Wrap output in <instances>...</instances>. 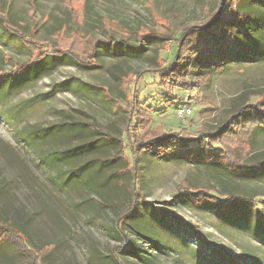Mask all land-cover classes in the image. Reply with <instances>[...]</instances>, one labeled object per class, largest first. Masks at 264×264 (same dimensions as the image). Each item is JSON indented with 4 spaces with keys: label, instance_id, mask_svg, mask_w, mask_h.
Listing matches in <instances>:
<instances>
[{
    "label": "rangeland",
    "instance_id": "rangeland-1",
    "mask_svg": "<svg viewBox=\"0 0 264 264\" xmlns=\"http://www.w3.org/2000/svg\"><path fill=\"white\" fill-rule=\"evenodd\" d=\"M222 2L0 0V15L18 31L0 30V216L48 249L42 264H264V216L239 212L248 206L242 200L219 208L227 191H237L258 196L255 209H262L264 179H245L225 166L206 171L174 157L134 156L127 140L137 110L148 113L149 132L162 126L195 139L214 134L264 95V3L250 0L238 5L256 8L246 31L228 29L239 42L252 40L242 54L228 51L231 59L218 60L219 68L214 56L198 61L189 89L163 83L156 72L171 66L181 27L208 22ZM258 8L263 14L254 20ZM98 39L104 42L98 68L62 56L12 72L31 59L30 41L40 43L36 56L59 42L60 50L86 58ZM184 106L192 114L181 119ZM256 139L259 151L264 130ZM199 187L219 199L217 213L193 204L190 189ZM130 208L142 234L129 219L120 222ZM0 264L33 258L8 242Z\"/></svg>",
    "mask_w": 264,
    "mask_h": 264
},
{
    "label": "trees",
    "instance_id": "trees-1",
    "mask_svg": "<svg viewBox=\"0 0 264 264\" xmlns=\"http://www.w3.org/2000/svg\"><path fill=\"white\" fill-rule=\"evenodd\" d=\"M244 1L246 0H225L221 13L218 14V10L208 22L201 25L185 24L181 27V37L176 39L178 46L171 66L167 69L156 71L163 83L170 84V86L173 87H184V89H189L192 87V84L190 80H188V76L191 69L196 67L198 61L206 63L205 59L214 56L216 57V60H214V62L217 63L216 68H219L220 64L218 60L220 61L221 59L223 62L229 60L228 51L236 50L239 52L243 48L250 46L252 40L250 39L251 41H249V37L245 36L243 38L244 41L239 42L228 32V29L232 26L244 31V26L248 25V19L255 13V7L245 11H240L238 9V5ZM250 1L257 3L256 5L264 3V0ZM258 9L260 12L257 16H254V20H260L263 14L262 10L260 8ZM7 23L6 17L0 15V30H3V33H18V31L14 29L10 31ZM141 37H143V39H141L142 41L152 37V35H142ZM154 37L160 39L155 35ZM47 43V41H43L41 45L44 46V44L47 45ZM100 43L104 42L98 39L89 57L85 58L80 53L71 50H60L59 42L55 46V50L51 52L46 50L39 56H36L34 52L40 43L36 40L34 42L30 41L25 43V45L31 51V59L19 65V67L15 68L12 72L26 71L45 59L62 56H66L68 63L79 67L95 69L98 68V45ZM135 117L136 119L130 122L131 130L127 134V140L134 156L149 154L160 160L174 157L177 160L179 159V161L196 164L206 171H218L217 168H219V166H225L227 169L229 168L231 174L234 173L240 177H246L245 179H251L252 181L264 179V148L259 151L255 150L256 146L258 147L256 135L260 130H264V95L257 97L255 103L246 104L241 107L236 113L230 116L225 124L214 134H209L205 137L198 136L195 139L181 132L165 131L162 126L149 132L150 117L146 111L137 110ZM83 146L84 144L82 147ZM75 150H77L75 147L72 149L69 148L61 152L60 155L66 153L73 154ZM88 150L90 149L80 151V153H84ZM124 151L125 149L122 148L118 153L123 160ZM103 162L104 161H101L100 163ZM124 163L126 164L124 169L130 168L129 163L126 161H124ZM243 169L246 170L245 173H243ZM190 190L192 193H190L189 196L194 205L201 204L206 208L208 207L209 210L216 212L214 209L216 208L215 204L219 200L217 197L210 195L209 191L204 188L199 187ZM134 192L136 195H140L139 189H137L136 186L134 187ZM225 195L226 198L222 200L219 208L224 210L231 209L234 203L242 200L244 203L248 204V206L244 207V205H242V207L238 209L239 212H245V209H247L249 215L252 214L253 211L254 218H256V216H264V204L261 206L262 209H255V207H257L256 205L259 204V202H257L258 196L256 198H250L237 191H227ZM135 215H137V212L134 211V208H130L126 214L120 217V222L126 223L127 219L132 221V224L134 222L136 225L131 224V227L134 232L139 235L143 232L140 228L142 225L138 223ZM8 242H18L21 252L33 258V264H42L41 260L48 250L47 248L38 249L25 231L18 228L11 220L3 219L0 216V249L6 248ZM133 252L136 251L130 253Z\"/></svg>",
    "mask_w": 264,
    "mask_h": 264
},
{
    "label": "built area",
    "instance_id": "built-area-1",
    "mask_svg": "<svg viewBox=\"0 0 264 264\" xmlns=\"http://www.w3.org/2000/svg\"><path fill=\"white\" fill-rule=\"evenodd\" d=\"M191 114H192V110L189 109V108H187L186 106H184V107H180V108L178 109V116H179V118H181V119H185V118H187L188 116H190Z\"/></svg>",
    "mask_w": 264,
    "mask_h": 264
},
{
    "label": "water",
    "instance_id": "water-1",
    "mask_svg": "<svg viewBox=\"0 0 264 264\" xmlns=\"http://www.w3.org/2000/svg\"><path fill=\"white\" fill-rule=\"evenodd\" d=\"M224 2H225V0H223V2H222V4H221V6H220V8H219V13H218V14H220V13H221V11H222V8H223V6H224Z\"/></svg>",
    "mask_w": 264,
    "mask_h": 264
}]
</instances>
